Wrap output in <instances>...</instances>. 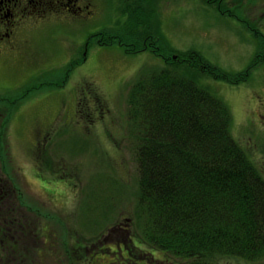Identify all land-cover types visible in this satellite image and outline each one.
I'll use <instances>...</instances> for the list:
<instances>
[{"label": "rangeland", "instance_id": "rangeland-1", "mask_svg": "<svg viewBox=\"0 0 264 264\" xmlns=\"http://www.w3.org/2000/svg\"><path fill=\"white\" fill-rule=\"evenodd\" d=\"M80 4L75 11L25 15L15 53L3 51L8 41L0 38V126L9 121L0 174L21 188L35 210L34 225H41L28 237L23 258L35 264H186L140 243L147 219L139 207L129 93L144 76L166 68L173 52H196L230 79L248 71L245 82L232 83L196 66L178 69L229 107L232 134L264 177V0L232 4L234 16L208 0ZM98 33L99 40L115 35L124 45H100L91 39ZM144 33L160 54L127 52ZM96 88L105 94L101 100L107 97L106 118L93 109ZM41 150L46 155L40 152L39 161ZM214 264L264 259L222 256Z\"/></svg>", "mask_w": 264, "mask_h": 264}, {"label": "trees", "instance_id": "trees-1", "mask_svg": "<svg viewBox=\"0 0 264 264\" xmlns=\"http://www.w3.org/2000/svg\"><path fill=\"white\" fill-rule=\"evenodd\" d=\"M240 2L208 0L230 16L235 14L231 5ZM144 34L142 43H135L127 52L151 48L160 54L158 46L154 47L157 41ZM100 35L91 39L96 38L100 45H124L118 36L99 40ZM173 54L166 57V68L133 85L127 100L138 140L139 207L147 219L140 243L186 264H214L222 256L262 260L264 177L233 136L229 107L178 69L196 66L232 83L245 82L249 72L230 79L196 52ZM4 119L0 142H7L9 121ZM5 154L0 150V157ZM7 181L12 197L1 193L7 191ZM16 185L0 174V204L7 196L21 206H30ZM6 214L0 213V222L9 219L11 212Z\"/></svg>", "mask_w": 264, "mask_h": 264}, {"label": "flooded vegetation", "instance_id": "flooded-vegetation-1", "mask_svg": "<svg viewBox=\"0 0 264 264\" xmlns=\"http://www.w3.org/2000/svg\"><path fill=\"white\" fill-rule=\"evenodd\" d=\"M80 5V0H0V22L2 23L0 28V38L8 41V44L5 45L2 50H5L6 52H9L10 50L14 53L17 50V38L21 30L24 29L21 28V26L25 15L30 13L46 15L48 11L53 12L58 10L75 11L83 6ZM29 25L33 26L35 23H29ZM14 53L8 54L12 55ZM96 89L97 90L95 91L92 90L94 92L92 97V103H94L93 109L101 114L103 113L102 117L106 118L111 114L110 108H104L103 102L108 101L107 97L101 100V98L105 97V94L101 96L100 92H96L100 88ZM100 103L101 105H99ZM93 123H96V119L93 120ZM45 137H49V134L45 135ZM42 138H44V136H42ZM40 152L42 155H46V151H38L36 155L39 161L42 157ZM5 190L7 191H1V193L5 195L10 194L9 196L12 195L10 192L11 184L9 181L5 183ZM1 204H4V208H0V213L6 214V212L10 211L11 216L9 219H5V222H0V264H35L26 262L23 258L27 252L25 244L30 240L28 237L31 235L36 237L41 229V225H34L35 222L30 217L31 214L35 215V210L31 206H21L7 196ZM8 206L9 208H7ZM36 215L41 216L39 210L36 211ZM40 252L41 251H39V255L42 254V256H45L43 252Z\"/></svg>", "mask_w": 264, "mask_h": 264}]
</instances>
